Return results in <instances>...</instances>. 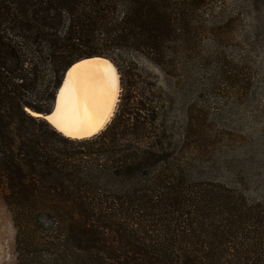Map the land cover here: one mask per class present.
I'll list each match as a JSON object with an SVG mask.
<instances>
[{
  "label": "trees",
  "instance_id": "16d2710c",
  "mask_svg": "<svg viewBox=\"0 0 264 264\" xmlns=\"http://www.w3.org/2000/svg\"><path fill=\"white\" fill-rule=\"evenodd\" d=\"M211 1L0 0V198L16 264H264V202L172 170L166 110L140 74L119 71L116 111L89 138L29 113H49L79 60L184 61L199 36L236 32L240 11L254 8L230 0L236 10L203 19Z\"/></svg>",
  "mask_w": 264,
  "mask_h": 264
},
{
  "label": "rangeland",
  "instance_id": "374dc122",
  "mask_svg": "<svg viewBox=\"0 0 264 264\" xmlns=\"http://www.w3.org/2000/svg\"><path fill=\"white\" fill-rule=\"evenodd\" d=\"M231 4L212 0L208 6L214 13L203 11V19L218 16L221 6L236 10ZM252 7L240 11L236 32L199 36L201 43L191 44V55L184 61L172 58V50V61L165 65L134 53L115 61L107 58L118 74L119 90L103 128L119 102V71L126 70L134 79L138 73L147 99L166 110L162 119L166 118V136H170L165 141L171 149L172 170L179 165L181 172L184 169L206 188L229 189L258 203L264 202V0H254ZM222 32L226 35L220 37ZM219 37L223 45H217ZM126 60L134 63L131 69L123 67ZM14 234L11 215L0 198V264H16Z\"/></svg>",
  "mask_w": 264,
  "mask_h": 264
},
{
  "label": "bare ground",
  "instance_id": "6f19581e",
  "mask_svg": "<svg viewBox=\"0 0 264 264\" xmlns=\"http://www.w3.org/2000/svg\"><path fill=\"white\" fill-rule=\"evenodd\" d=\"M118 90V74L110 61L79 60L67 70L48 122L68 138L88 137L109 120Z\"/></svg>",
  "mask_w": 264,
  "mask_h": 264
},
{
  "label": "water",
  "instance_id": "95a60500",
  "mask_svg": "<svg viewBox=\"0 0 264 264\" xmlns=\"http://www.w3.org/2000/svg\"><path fill=\"white\" fill-rule=\"evenodd\" d=\"M93 58L105 59V60L110 61L109 59H107V58H105V57H91V58H86V59H93ZM86 59H82V60H86ZM70 67H71V65L67 68V70H68ZM67 70H66V71L64 72V74H63V78H62V80H61V83H60V85H59L57 91H56L55 98H54V100H53V105H52V108H51V110L49 111V113H47V114H36V113H31L33 116H35V117H37V118H40V119H43V120H45L47 123H49V122H48V117L52 114V112H53L54 109H55V105H56V96H57V94H58V90H59L60 86L62 85V82H63V80H64V78H65V75H66ZM49 124H50V123H49ZM50 125H51V124H50ZM103 129H104V128H102L101 130H103ZM101 130H99L98 132H96V133H94V134H92V135H89L88 137H84V138H89V137H91V136H93V135H96V134L99 133ZM65 137H66V136H65ZM84 138H71V139H84Z\"/></svg>",
  "mask_w": 264,
  "mask_h": 264
}]
</instances>
